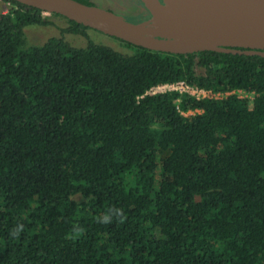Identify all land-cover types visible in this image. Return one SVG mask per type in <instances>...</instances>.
<instances>
[{"label":"trees","instance_id":"16d2710c","mask_svg":"<svg viewBox=\"0 0 264 264\" xmlns=\"http://www.w3.org/2000/svg\"><path fill=\"white\" fill-rule=\"evenodd\" d=\"M5 1L0 264H264V57L26 47L48 20ZM179 82L253 103L150 93Z\"/></svg>","mask_w":264,"mask_h":264},{"label":"water","instance_id":"95a60500","mask_svg":"<svg viewBox=\"0 0 264 264\" xmlns=\"http://www.w3.org/2000/svg\"><path fill=\"white\" fill-rule=\"evenodd\" d=\"M146 50L187 55L200 52L264 57V0H201L197 21L175 17L174 0H143L152 19L135 24L123 16L74 0H13Z\"/></svg>","mask_w":264,"mask_h":264},{"label":"rangeland","instance_id":"374dc122","mask_svg":"<svg viewBox=\"0 0 264 264\" xmlns=\"http://www.w3.org/2000/svg\"><path fill=\"white\" fill-rule=\"evenodd\" d=\"M97 7L116 11L121 14L127 21L139 24L143 22H136L137 19H144L148 22L152 18L149 17L148 11L143 0H98L96 1ZM11 9V5L5 0H0V16L6 14ZM53 15V14H52ZM44 13L47 18L46 25H33L25 28V46L26 47H40L43 46L49 39L58 38L63 39L68 44L75 48H86L90 42L107 46L113 50L120 52L124 55H132L134 50L128 47L122 41L112 38L101 31L93 28L86 30L87 36L80 34H73L69 32L70 23L69 19L52 16ZM60 16V15H59ZM132 17H136L134 19ZM156 93H160L156 92ZM252 104H250L251 106ZM77 203L85 202L81 196L73 198Z\"/></svg>","mask_w":264,"mask_h":264},{"label":"built area","instance_id":"2783aa9c","mask_svg":"<svg viewBox=\"0 0 264 264\" xmlns=\"http://www.w3.org/2000/svg\"><path fill=\"white\" fill-rule=\"evenodd\" d=\"M167 93V92H179L181 95H187L198 101L201 100H222L230 96H236L240 100H248L250 104L253 103L254 95L248 93L245 90H231L226 92H213L212 90L200 89L194 86H190L184 82L166 84L158 86L151 90V94H158L156 92ZM177 111L181 113L182 116L190 118L197 114H200V110L190 109L188 111H183L180 107V100L177 102Z\"/></svg>","mask_w":264,"mask_h":264},{"label":"bare ground","instance_id":"6f19581e","mask_svg":"<svg viewBox=\"0 0 264 264\" xmlns=\"http://www.w3.org/2000/svg\"><path fill=\"white\" fill-rule=\"evenodd\" d=\"M173 6L175 17L189 21H197L207 11L201 0H174Z\"/></svg>","mask_w":264,"mask_h":264},{"label":"clouds","instance_id":"9594fccd","mask_svg":"<svg viewBox=\"0 0 264 264\" xmlns=\"http://www.w3.org/2000/svg\"><path fill=\"white\" fill-rule=\"evenodd\" d=\"M103 222H104V223H107V222H109V219L107 218V216H105V218H104ZM16 234H18V231H17V233H16Z\"/></svg>","mask_w":264,"mask_h":264},{"label":"flooded vegetation","instance_id":"af4514ba","mask_svg":"<svg viewBox=\"0 0 264 264\" xmlns=\"http://www.w3.org/2000/svg\"><path fill=\"white\" fill-rule=\"evenodd\" d=\"M111 11H112V10H111ZM113 12H116V11H113ZM116 14H119V13L116 12ZM119 15H121V14H119ZM121 16H122V15H121ZM149 17H152V16H150V14H149Z\"/></svg>","mask_w":264,"mask_h":264}]
</instances>
